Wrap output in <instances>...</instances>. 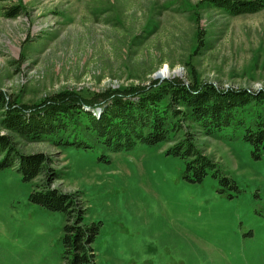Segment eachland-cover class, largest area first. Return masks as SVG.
I'll return each mask as SVG.
<instances>
[{
    "label": "rangeland",
    "instance_id": "1",
    "mask_svg": "<svg viewBox=\"0 0 264 264\" xmlns=\"http://www.w3.org/2000/svg\"><path fill=\"white\" fill-rule=\"evenodd\" d=\"M15 5L20 15L9 16ZM175 78L264 90V8L231 15L209 0H0L8 106ZM197 142L221 175L189 180L185 162L166 155L173 142L111 153L19 138L26 153L48 154L51 173L25 181L18 160L0 166V264H68L65 213L30 200L42 180L80 192L85 222L100 224L91 264H264V153L256 158L240 138L201 133Z\"/></svg>",
    "mask_w": 264,
    "mask_h": 264
},
{
    "label": "trees",
    "instance_id": "2",
    "mask_svg": "<svg viewBox=\"0 0 264 264\" xmlns=\"http://www.w3.org/2000/svg\"><path fill=\"white\" fill-rule=\"evenodd\" d=\"M228 14L257 12L264 0H209ZM9 16L20 15V6L11 7ZM204 43V36L199 35ZM198 83V84H196ZM186 86L182 79H150L143 86L104 90L90 98L77 91H64L40 104L22 105L11 101L0 90V150L5 152L1 167L18 160V171L25 181L50 175L47 153H26L18 139L39 141L50 138L55 146L94 150L102 146L111 153L131 151L139 146L160 147L173 142L166 155L180 157L186 164L187 178L202 182L210 171L221 175L219 164L198 145L197 136L240 138L251 144L253 154L264 153V90L219 91L198 81ZM95 100V101H94ZM98 107L95 113L92 109ZM92 137V139L90 138ZM106 154L100 159H105ZM223 185L233 180L222 176ZM35 185V184H34ZM31 202L66 215L63 240L68 264H91L93 243L100 224L86 223V203L80 192L52 190L42 180L35 185Z\"/></svg>",
    "mask_w": 264,
    "mask_h": 264
},
{
    "label": "bare ground",
    "instance_id": "3",
    "mask_svg": "<svg viewBox=\"0 0 264 264\" xmlns=\"http://www.w3.org/2000/svg\"><path fill=\"white\" fill-rule=\"evenodd\" d=\"M158 75L159 76H168L169 75V71L168 70H166L165 68L164 69H162L160 72H158Z\"/></svg>",
    "mask_w": 264,
    "mask_h": 264
}]
</instances>
